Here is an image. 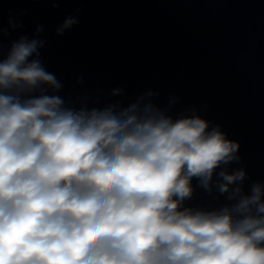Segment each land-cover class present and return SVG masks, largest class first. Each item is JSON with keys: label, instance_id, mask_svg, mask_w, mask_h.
<instances>
[{"label": "clouds", "instance_id": "9594fccd", "mask_svg": "<svg viewBox=\"0 0 264 264\" xmlns=\"http://www.w3.org/2000/svg\"><path fill=\"white\" fill-rule=\"evenodd\" d=\"M43 44L21 36L0 54V264H264V183L245 193V169L229 171L237 141L196 109L168 115L152 91L68 106ZM193 179L230 203L186 207Z\"/></svg>", "mask_w": 264, "mask_h": 264}]
</instances>
